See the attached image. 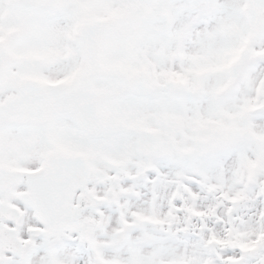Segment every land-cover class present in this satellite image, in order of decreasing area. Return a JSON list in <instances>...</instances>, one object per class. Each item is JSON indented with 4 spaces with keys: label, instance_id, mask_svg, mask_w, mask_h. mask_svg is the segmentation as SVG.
<instances>
[{
    "label": "snow or ice",
    "instance_id": "6c2138e0",
    "mask_svg": "<svg viewBox=\"0 0 264 264\" xmlns=\"http://www.w3.org/2000/svg\"><path fill=\"white\" fill-rule=\"evenodd\" d=\"M0 264H264V0H0Z\"/></svg>",
    "mask_w": 264,
    "mask_h": 264
}]
</instances>
